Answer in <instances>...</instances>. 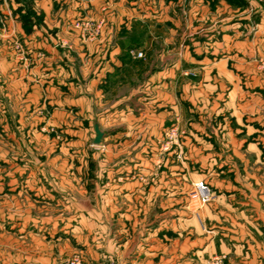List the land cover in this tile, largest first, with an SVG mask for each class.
<instances>
[{"label": "rangeland", "instance_id": "obj_1", "mask_svg": "<svg viewBox=\"0 0 264 264\" xmlns=\"http://www.w3.org/2000/svg\"><path fill=\"white\" fill-rule=\"evenodd\" d=\"M225 2L234 6L236 24L249 15L248 29L240 25L234 39L241 42L243 36L250 43V65L242 72L231 69L234 82L212 79L216 78L212 63L226 53L225 48L211 49V42L222 40L224 33L220 20L214 23L210 16L221 0H202L207 7L202 20L195 18V0H0V264H34L26 257L41 243L50 251L53 240H65L62 220L67 212L62 206L77 196L80 200V191L89 193L101 185L104 171L143 165L156 173L170 171L171 189L178 191V199L187 194L191 200L189 178L194 177L210 188L209 203L224 193L213 185L233 170L241 171V162L229 155L242 146L232 151L227 144V137L236 135L231 115L211 109H264V19L254 7L243 9L239 0ZM219 11L220 19L224 10ZM135 14L148 15L150 34L132 32ZM144 41L149 46L141 44ZM115 44L123 48L111 56ZM136 52L143 56L135 58ZM112 63L122 64V72H116L124 80L133 72L130 85L116 90L118 95H132L129 101L138 115L143 113L141 104L155 109L156 115L159 109L168 113L159 140L124 148L125 154H148L147 163L106 161L105 153H120L121 146L115 149L114 140L105 143L103 138L98 145L93 143L95 125L104 137L122 133L114 126L104 128L105 121L113 122L114 110L104 109L106 96L98 90L106 65L114 68ZM205 71L208 77L203 76ZM21 78L28 83L27 90L29 84L39 86L36 99L22 103L14 97L24 89L14 83ZM92 80L97 81L98 93L93 96L92 91L89 97L94 109H82L83 91ZM10 84L15 91L9 101ZM62 177L70 183L69 195L61 188ZM65 180L63 186L68 185ZM66 254L62 264L76 255L87 264L78 252Z\"/></svg>", "mask_w": 264, "mask_h": 264}, {"label": "crops", "instance_id": "obj_2", "mask_svg": "<svg viewBox=\"0 0 264 264\" xmlns=\"http://www.w3.org/2000/svg\"><path fill=\"white\" fill-rule=\"evenodd\" d=\"M239 1L243 4V9L254 7L255 13L264 19V11L257 1ZM195 2V18L202 20L203 10L207 7L203 5L202 0H195ZM226 2L221 0V6H216L215 10L210 11L212 21L218 23L220 20V31L224 30V33H219L222 40L212 41L211 49L225 48L223 50H226V53L216 63H212L211 72L214 70L213 74H216V78L212 79L219 82L223 80L234 82L236 77L231 69L238 68L242 72L246 66L248 69L250 65L248 63L251 57L248 52L250 43L243 41V36L241 42H235L234 39L240 33L238 29L240 25L248 29L246 24L249 15L244 16L242 21L236 24L231 14L235 12L233 11L234 6H229ZM219 10H224L220 19ZM148 18V15H133L132 32L138 36L139 34H150L152 24ZM182 21L185 26L186 19ZM215 34L216 32L212 34V37ZM141 44L149 46L145 41ZM197 45L199 44L196 43L195 48ZM120 48L123 47L115 44V47L111 49L114 51L111 56H116V50ZM10 62L6 61V64ZM106 66L105 73L101 75L98 90L99 94L106 96L104 109H113L114 116L111 119L113 122H104V128L114 126L116 130L122 129L121 134L115 132L113 135L104 137L106 134L103 133L105 143H111L114 140L117 143L115 149L121 146L120 153H105L106 161L147 163L149 162L148 154L147 156L140 153L125 154L123 153L124 148L141 146L145 140H151L152 144L156 138L159 140V130L164 125L166 113L164 109H159L156 115L154 114L155 109H146L141 104L144 108L143 113L138 115L139 111H134L129 101L132 95L130 93L118 95L116 90L130 85L133 72L129 74L128 71L129 76L124 80L116 72H122V64L115 63L114 68L110 65ZM203 76L208 77V73L205 71ZM17 82L19 86L23 85L24 89L19 91V96L13 95L19 97L22 103V99H36L35 96L40 95L38 85L29 84L30 87L27 90L28 83L23 78L14 83ZM40 82L43 80L41 79ZM96 82L92 80L88 87L84 88L86 91H83L82 109H94L93 98L89 97L92 91L93 96L98 94L94 91ZM11 85L13 86L10 84V88L8 87L10 89L7 95L9 101L13 96L11 91H15L11 89ZM236 93L237 91L233 89L232 95ZM162 96L164 98V93ZM24 109L27 107L25 106ZM211 110L216 113L225 111L231 115L234 121L232 129L236 135L231 134L227 137L230 139L227 140V144L232 146V151L237 146H242V150L238 149L239 152L234 151L229 155L233 161L241 162V171L237 173L233 170L217 186L213 185L215 189L219 187V191L224 192V195L221 194L217 201L194 208L187 194L184 199H178L180 195L178 191L171 189L173 174L170 171L162 170L156 173L148 165H143V168L136 170H125L121 167L118 170L104 171L102 176L104 180L98 181L101 185H95L93 191L89 193L85 190L80 191V200H78L79 196L70 201L67 198L69 203L62 206L67 212L62 220L66 230L64 232L67 234L66 243L63 244L65 240L62 238H56L53 240L55 242H52L54 245L50 244V251L49 249L44 250L45 246L41 243L37 247L39 250H35L33 255L26 257L28 263L34 259V264H62L64 252H67L66 255L78 252L87 264H107L109 262L116 264H208L214 256H224L223 264H264V109H243L241 107V109ZM101 128L104 131L103 127ZM229 157L225 156L227 159ZM65 178L62 177L61 188L69 195L72 189ZM112 178H114V183L111 182ZM63 179L68 184L67 186L62 185ZM179 180L180 178H176V181ZM185 180L186 177H182L183 183ZM199 180L200 178H189L191 183ZM35 190L39 191L38 188ZM92 195H95L93 200ZM173 195L175 197H172ZM53 227L52 219L50 230Z\"/></svg>", "mask_w": 264, "mask_h": 264}, {"label": "built area", "instance_id": "obj_3", "mask_svg": "<svg viewBox=\"0 0 264 264\" xmlns=\"http://www.w3.org/2000/svg\"><path fill=\"white\" fill-rule=\"evenodd\" d=\"M264 6V0H257ZM135 58H141L143 55L141 52L132 53ZM190 195V203L194 208H200L207 203H209L212 199L211 190L206 183L203 181H197L192 184V188L189 192ZM225 260L224 256H214L211 258L209 264H223ZM69 264H82L80 256H74L69 261Z\"/></svg>", "mask_w": 264, "mask_h": 264}, {"label": "water", "instance_id": "obj_4", "mask_svg": "<svg viewBox=\"0 0 264 264\" xmlns=\"http://www.w3.org/2000/svg\"><path fill=\"white\" fill-rule=\"evenodd\" d=\"M94 132H95V137H94L93 143L95 145H98L103 138V133L99 130L97 125L94 126Z\"/></svg>", "mask_w": 264, "mask_h": 264}, {"label": "trees", "instance_id": "obj_5", "mask_svg": "<svg viewBox=\"0 0 264 264\" xmlns=\"http://www.w3.org/2000/svg\"><path fill=\"white\" fill-rule=\"evenodd\" d=\"M27 24V23H26Z\"/></svg>", "mask_w": 264, "mask_h": 264}]
</instances>
